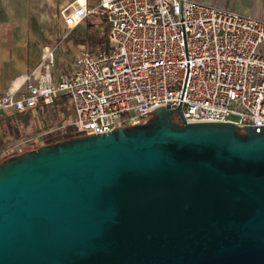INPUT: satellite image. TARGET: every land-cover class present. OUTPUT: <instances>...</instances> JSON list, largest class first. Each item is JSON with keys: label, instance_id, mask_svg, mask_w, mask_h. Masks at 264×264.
Masks as SVG:
<instances>
[{"label": "water", "instance_id": "95a60500", "mask_svg": "<svg viewBox=\"0 0 264 264\" xmlns=\"http://www.w3.org/2000/svg\"><path fill=\"white\" fill-rule=\"evenodd\" d=\"M152 115L2 163L0 264H264V128Z\"/></svg>", "mask_w": 264, "mask_h": 264}, {"label": "built area", "instance_id": "2783aa9c", "mask_svg": "<svg viewBox=\"0 0 264 264\" xmlns=\"http://www.w3.org/2000/svg\"><path fill=\"white\" fill-rule=\"evenodd\" d=\"M60 17L68 34L89 18L105 19L109 49L79 50L74 70L54 80L57 46L44 48L38 65L11 81L0 94V115L67 96L73 121L12 141L0 161L52 133L139 126L160 108H181L188 123L264 128L263 20L194 0H74Z\"/></svg>", "mask_w": 264, "mask_h": 264}, {"label": "crops", "instance_id": "0c3cea01", "mask_svg": "<svg viewBox=\"0 0 264 264\" xmlns=\"http://www.w3.org/2000/svg\"><path fill=\"white\" fill-rule=\"evenodd\" d=\"M73 1L74 0H0V25L3 24L6 29L9 28L10 33L13 35V37H11V34L8 33V36L4 37L0 33V60L7 63V61L13 59V61L16 60V62L18 61V63L23 65V58L19 56H24L25 51H28L29 48L34 49L36 55H38V61L35 66H23L22 69L18 70L21 72H16L18 74L11 73L7 77L1 74L0 94L8 88L11 81L24 73L30 72L29 70H33L38 65L44 48H54L57 46L58 49L62 45V40L68 34V30L65 28L62 19L61 22L64 30L62 27L54 26L56 21L55 14L57 9L60 11L66 8ZM87 1L88 4L92 6L97 3L93 0H90V2L89 0ZM194 1L206 5L218 6L229 11L248 15L264 21V0ZM29 24H36V27L30 28ZM93 27L94 26H90V30H92ZM61 30H63L64 33H62V36L60 33ZM22 36L28 38L27 44L20 41L24 39ZM8 39H11L12 42H3V40L8 41ZM2 62L0 61V63ZM64 75H67V73L59 74L56 77V80H59Z\"/></svg>", "mask_w": 264, "mask_h": 264}, {"label": "trees", "instance_id": "16d2710c", "mask_svg": "<svg viewBox=\"0 0 264 264\" xmlns=\"http://www.w3.org/2000/svg\"><path fill=\"white\" fill-rule=\"evenodd\" d=\"M97 20L99 21V24L103 27L101 33L99 32V34L91 38L83 35L82 37H78L77 40L75 41V43L80 45L84 50L88 52H95L97 50L109 49V42L107 37L109 29L107 22L103 18ZM152 119H153V115H150L148 117V121ZM5 121L6 122L11 121L13 123L12 126L15 129H18L19 131L25 130L26 134L23 135L20 132L21 136H19L18 138H12L11 140L10 139L6 140L5 143L0 144V147H4L5 145L10 144L12 141L20 140L22 138H31L40 135L42 133H50L52 131H55V129L73 121V110L69 98L67 96H60L50 106H44L43 104H38V106L35 107L34 109H29L22 113L0 115V124L1 125L5 124L6 123ZM173 123L179 125L180 121L179 119L176 120L175 118H173ZM66 135L68 138L65 141H69L81 137L78 135H72L70 131ZM238 135L241 138L245 137L244 133L241 131L238 132ZM57 143H52L50 145H54ZM44 146L47 145L45 144L38 145L35 148L31 149V151H35L40 147H44ZM19 155H14L6 159H3L2 161H0V165L5 161L15 158Z\"/></svg>", "mask_w": 264, "mask_h": 264}, {"label": "rangeland", "instance_id": "374dc122", "mask_svg": "<svg viewBox=\"0 0 264 264\" xmlns=\"http://www.w3.org/2000/svg\"><path fill=\"white\" fill-rule=\"evenodd\" d=\"M93 1L97 2V0H93ZM89 2H90V0H89ZM60 11H59V9H57L56 14L54 13L56 15V21L54 23V26L63 28L62 22H61V17H60ZM90 26H94L92 28V30H90ZM29 27L35 28L36 24H29ZM63 30H64V28H63ZM63 30L60 31L61 36H62ZM102 30H103V27L99 24V21L97 19L89 18V19L83 21L82 24H80V26L75 31L70 32L69 34L66 35L65 38H63L62 45L56 50V56H55L56 67L53 70L54 80H56V77L59 74H63V73L68 74L74 70L75 63L73 62V60L75 59V55L77 54V52L79 50L83 49L80 45L75 43L77 38L82 37L83 35L88 36L90 38L95 37L97 34H99V32L101 33ZM0 33L4 37L8 36V33L11 34L9 31V28L6 29L5 25H3V24L0 25ZM23 34H25V33H23ZM10 36L13 37L12 34ZM23 38L24 39L20 40V41H23L25 44H27L28 38L25 36ZM11 39H8V41L3 40V42H6V43L12 42ZM69 45H71V46H69ZM26 52H28V53H26ZM19 57L23 58V62H24L23 65L21 63H18V61L16 62V60L13 61V59L11 61H7V63H4V62H2V60H0L3 63V64L0 63V76H1V74H3V76H5V77L10 75L11 73L12 74H18L16 72H21L18 70L22 69L23 66L33 67L36 65V63L38 61V55H36V51L32 48H29L28 51H25L24 56H19ZM29 71H31V70H29ZM173 117L176 120L179 119V117L177 115H174ZM143 122H144L143 123V125H144V124H148L149 121L147 118H145V119H143ZM12 125H13V123L11 121L6 122L5 124H2V125L0 124V144L5 143L6 140H9V139L11 140L12 138H18L19 136H21L20 132L23 135L26 134L25 130L19 131L18 129H15ZM67 138H68L67 135H60L58 133H52V134L48 135V137L41 138L39 142L41 144L44 143L45 145H50L52 143L65 141V140H67ZM2 148L3 147H0V150H2ZM30 149H31V146H28V147L24 148V151H27Z\"/></svg>", "mask_w": 264, "mask_h": 264}]
</instances>
